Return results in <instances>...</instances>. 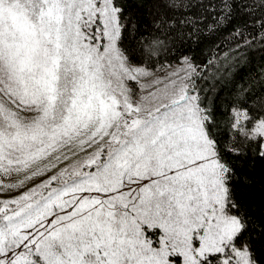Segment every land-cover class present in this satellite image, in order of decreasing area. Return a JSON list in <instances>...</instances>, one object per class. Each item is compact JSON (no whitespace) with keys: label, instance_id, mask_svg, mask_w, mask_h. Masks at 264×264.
Instances as JSON below:
<instances>
[{"label":"snow or ice","instance_id":"1","mask_svg":"<svg viewBox=\"0 0 264 264\" xmlns=\"http://www.w3.org/2000/svg\"><path fill=\"white\" fill-rule=\"evenodd\" d=\"M256 53L264 0H0V264H264Z\"/></svg>","mask_w":264,"mask_h":264},{"label":"trees","instance_id":"2","mask_svg":"<svg viewBox=\"0 0 264 264\" xmlns=\"http://www.w3.org/2000/svg\"><path fill=\"white\" fill-rule=\"evenodd\" d=\"M220 42L223 43V48L221 50V56L223 55V52L228 51L230 46H234V41H225L224 36L222 35L220 37ZM213 55L212 52L205 51L204 55H199L198 56V63L205 61L207 58L211 57ZM172 63H175V60L172 61ZM264 63V61L261 60V55L259 53H256L255 55L251 56V63L249 64V69L253 71H260V64Z\"/></svg>","mask_w":264,"mask_h":264}]
</instances>
